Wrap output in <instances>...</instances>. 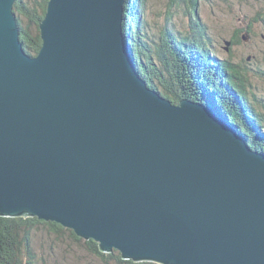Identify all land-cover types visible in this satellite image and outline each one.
I'll use <instances>...</instances> for the list:
<instances>
[{"label":"water","instance_id":"1","mask_svg":"<svg viewBox=\"0 0 264 264\" xmlns=\"http://www.w3.org/2000/svg\"><path fill=\"white\" fill-rule=\"evenodd\" d=\"M12 2L0 216L55 222L134 262L264 264V155L203 104L145 89L122 44L126 0H50L37 56L20 51Z\"/></svg>","mask_w":264,"mask_h":264},{"label":"rangeland","instance_id":"2","mask_svg":"<svg viewBox=\"0 0 264 264\" xmlns=\"http://www.w3.org/2000/svg\"><path fill=\"white\" fill-rule=\"evenodd\" d=\"M128 1L132 2V0ZM126 2L124 4L123 10L124 16H122L121 18L122 25H128L129 23L128 17L125 15L132 14V12L127 9ZM188 4L187 6H190L188 7L190 9V17L184 12L186 11L185 7L173 6L170 9L174 12L171 15L173 18L171 20L172 22L170 23L172 25L171 26L168 25V22L163 23L164 18L163 16H161V14H165L168 5H170V0H149V2H145L142 0L137 1L136 5L139 10L144 12L148 7L149 15L144 16V24L146 25L145 20L148 21L149 24L151 21H153V24L152 26L150 24V29L148 28L151 35L147 33V40L149 42V45L150 42H155L150 46V50L145 49L144 42L142 40H146V37L137 39L138 41L136 43L139 49H145L144 52L151 51L152 61L155 62L156 66L158 67V69H156V66L153 65L155 69H150V76L144 75L149 77V79H147L149 82H146V80L143 79V81L145 80V83L147 85L146 87H148L149 84H152L153 88H155L156 90L151 87L150 89H153L158 94H161L163 96L170 95L171 99L177 98L179 101L190 100L184 97L179 98L177 96H179L181 93L182 95H185V93L194 94L195 83L186 80V77L181 74L183 70L175 71L173 66H164L161 63L163 61L164 64H166L167 62L172 63L179 59L181 56L182 61L185 60V62H193L195 60V65H199L203 69L207 65L210 68L218 70V64L221 61L226 60L228 63H231L236 67L237 70H235L237 71V74L239 72L240 77L244 80L243 86L245 85V87L247 88L249 99H251V101L249 100V104H253V109H256L257 113L258 111H260L259 115H262L264 117V0H194V4L192 6L196 7H191V5ZM136 21L133 20L135 31H137L139 35H142L141 27L143 25L138 20ZM173 22L175 23V25ZM189 23L191 24V27L195 28V30L197 25L201 26L202 30L204 31L202 33L206 35L208 40L205 47L203 43H205L206 38H204V36L198 37L201 44L195 45L186 44L183 42L184 37H188L186 34L187 28L188 31H190ZM238 29L244 31L246 30V32L242 33L245 34L248 32L245 36L248 37L245 41H241L237 45L233 44V42L235 41L233 40V38H231V35ZM195 32L197 33L198 30H196ZM134 35L136 34L134 33ZM152 36H155V38H153V41L151 39ZM168 37L172 38L165 40ZM189 39L192 40V38ZM194 40L197 41V39ZM162 41H167L169 45H165L172 46L170 47V50H167V52L164 54V56L167 55L166 57L155 54L156 50H158V44H161ZM159 46L162 47V45ZM189 48L192 49L188 50ZM180 50H183V52H181ZM205 51L207 53H205ZM209 56L211 57L209 58ZM200 58L208 60L209 62H204ZM141 60V62H144L145 65H149V59H146L144 56H142ZM215 62H217L218 64L216 63V65ZM210 68H207V71H211ZM133 72L135 74H140V71H138V68L136 67L133 69ZM189 78L193 80L191 76H189ZM182 81L187 91L185 93L184 91H182V84H180ZM184 81L187 83H185ZM238 85L240 87L242 86L239 84V82ZM232 89L233 88L231 87L227 90V92H230ZM240 91L242 90L240 89ZM227 96L230 98L229 94H227ZM210 102L211 106L218 110V113L216 111L212 113L216 114L218 118H220L225 124L230 126L228 118L226 116H220V114L225 110L216 107L215 104L212 103L214 101ZM237 102L238 101H236L235 103ZM243 103L245 104V102ZM203 105L205 108L212 111L209 108V104ZM244 107L247 108L246 105L242 106L241 104H239L234 113L236 115L238 114V121H240L241 127H243L242 122H246L248 124V128H250L251 130L250 124L251 121L254 120L250 116H248ZM242 117L244 118L242 119L243 121L241 120ZM244 127V129H248L246 128V126ZM260 131L261 133L259 135L257 134L259 137L257 135L251 136L250 134H246V132L244 137H240L246 143L249 142L255 147H259L258 149L262 150L260 152L254 150L255 153L257 152V154L264 155V146L260 144L264 141V129L261 128ZM234 132L236 131L234 130ZM248 138L250 139V141L248 140ZM77 238L88 241L80 236H77ZM75 241V238L72 237L67 241L61 240L59 245L53 244V250H50V252L53 251L52 253L55 252L54 255L57 254L55 259L58 260V263H60L59 260L60 258L62 259V255H64L70 259V264H95V255H93L85 247L79 248L78 246L80 245V242H78V240L77 242ZM69 249H71V251Z\"/></svg>","mask_w":264,"mask_h":264},{"label":"trees","instance_id":"3","mask_svg":"<svg viewBox=\"0 0 264 264\" xmlns=\"http://www.w3.org/2000/svg\"><path fill=\"white\" fill-rule=\"evenodd\" d=\"M48 1L49 0H21L18 3L20 9H17V7H15V13L18 18V25L20 26L21 29L20 40L24 46V49L31 56H36L42 44L39 35L38 24L45 15L46 5ZM137 1L138 0H132V2H129L127 0L126 7L128 10L132 12L133 17H135V19L138 20L143 25L141 27L142 35H139L138 32H135L133 19L130 16L132 14L125 15L128 17L129 23L128 25L123 24L125 28L124 35L126 36L127 44L131 50L130 52L132 54V58L134 57L133 60L136 68H138V71H140V75L142 76V78L145 79L146 82H149L147 79H149L148 76H150L151 74L150 69L152 70H154L155 68L158 69L155 62L152 61L151 51L144 52L145 49L150 50V46L155 42L153 41L154 40L153 38H155V36L151 37L153 42H150V45L147 40V33L151 35L148 28L150 29V24L152 26L153 21H151L149 24L148 21L145 20L146 25L144 24V16L149 15L148 7L144 12L139 10V8L136 5ZM142 1L149 2V0H142ZM187 4L191 5V7H196V6H192L194 4V0H170V5H168L165 14L164 15L161 14V16H163L164 18L163 23L168 22L169 23L168 25H171L170 23L172 22L171 20L173 19L171 15L174 12L170 9L173 6L185 7L186 11L184 12L186 13V15L189 16L190 9L188 7L190 6H187ZM189 29L190 31H188V28L186 30V34L188 37H184L183 42L186 44H195V45L201 44L198 37L204 36V38H206V41L204 39L205 43H203L205 47L208 40L206 35L202 33L204 31L202 30L201 26L197 25L196 27V30H198L197 33L195 32L196 31L195 28L191 27L190 23H189ZM242 32H246V30L244 31L238 29L231 35V38H233V40L235 41L233 42V44L238 45L241 41H243L242 40L243 36L245 37L246 34H243ZM134 33L136 35H134ZM142 37H146V40L142 39L144 42L145 49L144 48L139 49L136 43L138 41L137 39ZM169 38L172 37H168L165 40ZM189 38H192V40H190ZM193 38L197 39V41H195ZM166 42L162 41L161 44H158L157 46L158 50H156L155 54L162 55L163 57L164 54L167 52V50H170V47L172 46L165 45L168 44V42L167 43ZM159 45H162V47ZM191 49L192 48H189L188 50ZM180 51L183 52V50ZM205 53L207 52L205 51ZM140 54L144 56L146 59L150 60L149 65H145L144 62L140 64V61L138 59V56ZM210 57L211 56H209V58ZM200 59L204 62H209L208 60H205L203 58ZM225 61H221L219 64L215 62V64L217 63L219 66L218 70H215L214 68H210L207 65L203 69L199 65L198 66L195 65L194 63L195 60L193 62L191 61L185 62V60L182 61L181 56L179 59H177L172 63L167 62L166 64H164V61L160 63L163 64L164 66H173L175 71L183 70L181 74L184 77H186V80L195 83L194 84L195 93L188 94L185 93L187 91L182 81L180 84H182V91H184L185 95H182L181 93L177 97L179 98L184 97L205 105L209 104V108L212 110V112L216 111L218 113V110H216L211 106L210 101H214L212 103L215 104L216 107L225 110L220 114V116L221 117L226 116L228 118L230 127H232L239 136L244 137L245 132L246 134H250L251 136L257 134L259 135L261 133L260 129L261 128L264 129V117L262 115H259L260 111H258L257 113L256 109H253L252 107L253 104L252 105L249 104V100L251 101V99H249L247 88L245 87V85L243 86L244 80L240 77L239 72L237 74L236 67L233 66L231 63ZM153 65L156 67L154 68ZM207 68H210L211 71H207ZM144 75H148V76H144ZM189 76H191L193 80H191ZM238 82L240 85H242L241 87L238 85ZM148 87L153 88V85L149 84ZM231 87L233 89L230 92L229 91L227 92V90L230 89ZM240 89L242 91H240ZM227 94H229L230 98L227 96ZM166 98L170 100L171 96L170 95L166 96ZM236 101L238 102L235 103ZM243 102H245V104ZM239 104H241L242 106L246 105L248 109L245 107L244 108L248 116H250L254 120L251 121L250 124L251 130L250 128H248V124L246 122H242L243 127H241V123L240 121H238V114L236 115L234 113L238 108ZM242 119L244 118L242 117L241 120ZM244 126H246V128L248 129H244L245 128ZM248 140L250 141L249 138ZM247 143L253 150H256L258 152L262 151L258 149L259 147L257 148L253 144H250L249 142ZM260 144L264 146V141L261 142ZM71 237L75 238L76 240L75 242H77V240L78 242H80V245L78 246L79 248L85 247L93 255H95L96 257V260H94L95 264H157L149 261L134 262L132 260H125L121 257V254L115 250H113L110 253H104L100 251L98 243H96L95 241L92 240L84 241L82 239H78L73 231L64 228L63 226L55 222H47L44 220H40L36 217H23V216L12 217V218L0 217V264H70L69 263L70 259L64 255H62L63 257L62 259L60 258L59 260L60 263H58V260L55 259L57 254L54 255L55 252L52 253L53 251L50 252V250H53V244L59 245L61 240L67 241ZM69 250L71 251V249Z\"/></svg>","mask_w":264,"mask_h":264},{"label":"bare ground","instance_id":"4","mask_svg":"<svg viewBox=\"0 0 264 264\" xmlns=\"http://www.w3.org/2000/svg\"><path fill=\"white\" fill-rule=\"evenodd\" d=\"M19 1H21V0H13V2H12V4H11V6H13V8H12V14H13V16H15V20H16V23H17V27H16V30H17V36H18V39H19V42L21 41L20 40V31H21V29H20V26L18 25V18H17V15H16V13H15V7H17V9H20L19 8V6H18V3H19ZM50 2V0L47 2V5H46V13H45V15L47 14V7H48V3ZM124 5V4H123ZM123 10H124V6H123ZM121 14H122V16H124V14H123V12L121 11ZM45 15H44V17H43V19L39 22V24H42L41 22H43V20H44V18H45ZM131 16V18L133 19V20H135L136 21V19H135V17H133V15H130ZM137 22V21H136ZM39 24H38V28H39ZM132 31V30H131ZM133 31H134V29H133ZM194 31V30H193ZM120 32H121V38H122V44H123V46H124V48L126 49V51L128 52V54H129V57H130V62H131V67H132V70L136 67L135 66V63H134V60H133V58H132V54H131V50H130V48H129V46H128V44H127V39H126V36L124 35V32H125V28H124V26L122 25V23H121V19H120ZM135 32H137V31H135ZM39 35H40V38H41V32H40V28H39ZM130 36V35H129ZM42 40V39H41ZM22 44V43H21ZM20 45V44H19ZM42 45V44H41ZM41 48V47H40ZM20 51H21V53L23 54V55H25V56H30L29 55V53L24 49V46H23V44L22 45H20ZM40 51V50H39ZM38 54V53H37ZM37 54H36V56H37ZM141 57H142V55L140 54L139 56H138V59H140V64H142L143 62H141L142 60H141ZM135 74V73H134ZM136 76H137V78H142V76L140 75V74H135ZM144 82H145V80H144ZM147 85L146 84H144V87H145V89L146 90H151V91H154L153 89H150L149 87H146ZM161 96H163V95H161ZM163 97H165L166 98V96L164 95ZM167 99V98H166ZM170 102H171V104H173V105H177L180 101L177 99V98H173V99H170L169 100ZM188 101H191V102H194V103H197L196 101H193V100H188ZM245 144L252 150V151H254L249 145H248V143H246L245 142ZM12 218V217H11ZM48 222V221H47ZM90 241V240H89Z\"/></svg>","mask_w":264,"mask_h":264}]
</instances>
